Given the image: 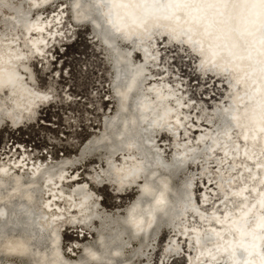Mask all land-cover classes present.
I'll list each match as a JSON object with an SVG mask.
<instances>
[{
    "label": "bare ground",
    "instance_id": "bare-ground-1",
    "mask_svg": "<svg viewBox=\"0 0 264 264\" xmlns=\"http://www.w3.org/2000/svg\"><path fill=\"white\" fill-rule=\"evenodd\" d=\"M58 1L0 0V130L3 129V120L8 121L7 125L15 130L29 126L35 122L38 111L50 105L52 92L37 87L33 66L40 64L43 70L50 68L47 53L57 42L64 41L58 35L65 28L62 21L64 13L70 11L72 15L67 18L73 17V26L89 24L87 19L79 18L83 14H78L75 0H60L62 8L58 6L53 15L45 16L46 11ZM98 1L103 13H116L133 30L143 21L146 22L144 28L136 29L134 33L153 31L155 37L153 42L142 44L151 56L156 57L155 62H151L146 60L144 53H138L141 52L138 47L124 40L121 42L125 47L113 53V49L96 33V27H91L94 31L91 33L92 40L101 43L107 51L106 56L111 60L113 58L111 64L115 74L112 81L114 93L109 89L111 99L108 102L115 103L117 110L115 114L111 113L109 120L105 118L100 131L107 135V124L121 117V126L119 129L116 127L119 131H114V134L117 132V135H121L122 131H127L130 137L124 141L128 147H121L116 152L103 151L105 156L99 155L94 162L96 165H91L93 171L89 178L93 174L99 177L98 174L103 172L105 181L96 177L94 183H105L118 196L137 190L134 201L129 203L120 217L127 224L122 231L115 228L112 231L107 230L105 222L99 219L96 222L101 230L95 231L96 243H79V238L86 239L84 234L79 235V230L92 234L86 222L89 219L86 211L96 208L101 202L99 195L93 193L85 183L89 182L88 178L83 181L80 173L87 165L84 153L94 143L93 138L87 139L75 156L63 155L62 160L56 162L31 157L29 150L21 145L15 151L9 148L2 156L0 154V173L8 174L14 185L0 191V202L20 199L17 205L20 209V230H0V251L9 254L0 264H98L102 252L111 254L112 247L115 254L119 250L122 252L115 264H134L138 259L141 264L149 263L151 260L146 252L151 251L154 240L151 228L155 214L164 213L166 209L172 211L169 204L173 202L177 203L179 209H186L175 221L173 217L170 220L163 218L159 224L162 226L167 222L171 227L157 264H169L181 255L184 264H264V43L256 48V38L252 35H248L250 40L246 36L240 39L244 60L239 68L224 62L218 66L220 69L234 70L227 74L211 70L206 72L202 65L208 62H203L200 55H208L215 45H223L217 39L218 28L222 22L225 23V18H233V13L240 10V14L244 10V0ZM17 10L25 17V30L7 25V19L17 18ZM93 22L98 25L96 20ZM191 24L197 26L196 36L183 37V29ZM225 28L235 33L230 29V24ZM172 37H180L186 44L178 40L174 42ZM159 40L166 44L165 48H185L194 54L201 77L211 74L209 78L228 84L224 85L226 93L222 95L227 100L217 109L225 110L227 117H233L234 124L221 126L218 120L214 123L212 120L200 121L199 113H196L197 122L190 120V113L197 111V107L187 104L185 92L180 93V89L168 83L167 71L152 70V67L162 64V59L158 57ZM192 43L201 49L200 54ZM132 50L139 54L140 61L129 60V76L126 82L118 85L116 78L119 69L114 61L115 55L126 58ZM156 76L159 77L154 78ZM137 77L141 80L135 84ZM69 99L64 98L66 103ZM123 109L126 113H123ZM26 118H30L28 123ZM147 126L152 127L154 133L145 138L154 142L157 156L165 163L173 162L176 156L188 159L193 151L199 152L191 163L179 168L180 171L187 167L199 171L200 181H196V184L201 182L202 188L198 199H194L197 187L194 188L193 184L196 178L183 181L178 184V190H174L171 176L176 177L179 170L176 173L148 170L140 153L130 148L134 143L133 134H138L141 141V130ZM189 132H194L193 139ZM99 134L96 136L98 139L101 138ZM164 136L171 140L172 145L168 159L163 150L165 144L159 147L156 143L157 138ZM82 156V162L71 164ZM200 160L203 161L199 163ZM110 164L113 166L112 176L106 174ZM142 173H145L144 176ZM146 174L151 177L149 182ZM144 190L147 191L146 194L144 192L145 196ZM140 197H144L143 201ZM18 209L14 208L11 212ZM3 210L5 206L1 204L0 212ZM120 211L121 208L117 207L109 215L117 218ZM99 212L96 209L95 213ZM9 214L6 218H9ZM160 226L153 229V234L157 235ZM62 230L78 234V239L73 242L75 245L71 244L68 248L73 253H69V257L61 247ZM119 232H124L125 237L115 240ZM182 244L188 249L184 251L185 254ZM132 245L133 248L145 247L144 255L132 251ZM170 247L174 250H168Z\"/></svg>",
    "mask_w": 264,
    "mask_h": 264
},
{
    "label": "rangeland",
    "instance_id": "rangeland-1",
    "mask_svg": "<svg viewBox=\"0 0 264 264\" xmlns=\"http://www.w3.org/2000/svg\"><path fill=\"white\" fill-rule=\"evenodd\" d=\"M59 1L46 11L45 16L53 15L54 10L58 6L61 7ZM63 8L65 9L66 6ZM70 14V11L64 13L62 21L65 28L58 34L64 41L61 43L57 42L56 46L47 53L50 68L43 70L40 64L33 66L37 87L41 90L52 92L53 96L51 95L50 98L53 99L50 101V105L38 111L35 122L29 126L15 130L7 125L8 121H2L4 124L3 129L0 130L1 156L4 152L9 151V148L15 151L21 145L29 150L31 157L39 160L48 158L49 162H56L61 161L63 155L65 157H73L79 153V147L87 139L93 138L92 142L97 143L104 136L100 131V128L103 127V121L109 120L111 113L115 114L117 110L115 103L113 105L108 102L111 99V93H114L112 81L115 74L111 64L113 58L111 60L109 56H106L107 51L101 43H98L97 40H92L91 33L94 31H92L91 26L89 24L73 26L71 23V20L74 22L73 17L67 18ZM158 42H160L158 44V57L162 59V64L152 67V70L167 71L168 83L175 86L176 89H180V93L185 92L184 99L187 104L191 107H197V111L193 114L190 113V120L194 119L197 122L196 113H199L200 121L212 120L211 122L214 123L216 121L215 114L221 111L217 107H222L227 100L222 95L226 93L224 85L227 86L228 84L224 81L219 82L217 79L209 78L208 75L211 74L201 77V70L197 69L199 64L196 62L197 57L190 51L178 47L165 48V43H162L161 40ZM121 47H125L123 42L119 45V48ZM130 54L131 59L140 61L139 54L135 51H130ZM68 97L70 99L66 103L64 98ZM35 114L34 117L36 116ZM28 119L30 118H26V123H28ZM98 134L101 137L100 139L96 137ZM189 135H191V139L194 138V132H189ZM184 138L185 136L181 138L182 142ZM156 143L159 147L165 144L163 150L166 151L164 154L168 159L170 147H172L171 140L164 136L163 138H157ZM194 143L196 142L194 141ZM92 145L90 144L84 153L87 165L80 171L82 180L85 181L88 178L89 182L85 181V183L93 193L101 198V202L99 201L96 205V209L98 212L100 211L99 219H103L104 222L121 219L120 217L125 213V208L130 202L134 201L137 190L129 191L124 196H118L105 183L101 185L95 184L94 180L97 175L93 174L92 178H89L90 172L93 171L91 165L95 166L94 162L99 159V155L102 157V155L105 156V153H103V149H92ZM82 158L83 156L78 161H72L71 164L77 165L83 161ZM202 161L200 160L199 163ZM60 166L62 167L63 164ZM97 166L99 167V164ZM99 171L101 172L100 168ZM177 174L173 181L176 190H178V184L183 183L185 180L188 181L190 178H196L193 184L194 188L197 187L194 198L198 199L202 188L201 182L198 185L196 184V181H200L199 171L187 167ZM98 176V180L102 181L104 173L101 172ZM117 207L121 208L120 213L122 214L119 213L117 218L112 215L110 217L109 212L110 214L113 213V210ZM89 229L92 234L79 230V235L84 234L86 236V239L79 238L81 241L79 243H96L97 239L94 238L95 231H100L101 226L97 222L92 221ZM169 229L170 225L166 223L161 226L160 232H156L158 236L153 237L151 251L148 250L146 252L151 261L145 264H157L161 251L166 245L165 240H168ZM62 231L61 247L63 253L69 257V253H73L68 251V248L71 244L75 245L73 242L78 239V234L72 231ZM82 240L84 241L82 242ZM182 245L184 246L185 244ZM135 247L133 248L132 245V251L134 250L137 255L141 254L140 256H143L146 248ZM185 250L188 249L184 246L183 253ZM181 256L179 259H172L169 264H184L185 261ZM141 263L140 259L134 262V264ZM4 264L8 263L5 262Z\"/></svg>",
    "mask_w": 264,
    "mask_h": 264
},
{
    "label": "water",
    "instance_id": "water-1",
    "mask_svg": "<svg viewBox=\"0 0 264 264\" xmlns=\"http://www.w3.org/2000/svg\"><path fill=\"white\" fill-rule=\"evenodd\" d=\"M75 1H76V4L74 6L78 10V14H83V15H79L80 16L79 18L87 19L86 21L89 22V25L91 27H96V33H98L100 38L104 39L106 44L111 49H113L112 50L113 53L116 52V49H119L121 40H124V41H127L129 44L132 43L135 47H138L139 50H141V52H138V53H142V54L144 53L147 61L149 60L151 62L152 61L155 62L156 57L151 56L148 49L142 47V44L144 43H147L149 41L153 42V38H155L153 35L154 34L153 31L152 33H149L150 31L146 32L144 30V31H139L138 33H134V30L144 28V26H146V22L143 21L140 25H137L136 29L133 30V27L130 24L125 23L124 20H122V18L116 15V13H113V12L103 13L101 11V6H100L99 1L98 2L97 0L96 1L95 0H75ZM243 4L245 8L244 10L241 11L240 14H239L240 12L239 10L237 13L232 14L233 18L232 17L225 18V21H224L225 23L222 22V26L218 28L217 39L221 40L223 44L222 46L215 45L213 47V52H210L208 55H205L203 53L200 54L199 52H201V49H199L197 45L194 46L192 43V45L194 46V49H196V52H198L203 58V62H208L205 65H202V66H205L203 67V69L205 68L206 72H209L211 70L212 72H215V73L217 72L219 74L221 73L227 74L231 71L232 72L234 71L233 69H226V70L220 69L218 66L220 64H223L222 62H224L227 65L234 64L239 68V64L244 60V55L241 53V49H240V46H241L240 39L242 40L244 36H246L248 40H250L248 35H252V37H255L256 46H257L256 48H259L260 45L264 43V3H262L261 0H244ZM223 11L224 10H222L221 13H223ZM202 12L205 13L204 11ZM16 15H17L16 19L6 20L7 25H12L15 29L19 26L23 30H25L24 21H23L25 17L22 15V12L20 10L19 11L17 10ZM92 19L96 20L98 25H96ZM234 21H236L235 24H234ZM214 24L215 23H213V25ZM217 24L218 23H216V25ZM228 24H230L231 26L230 29L232 30V32H235V33H231L230 30L225 28L226 25ZM180 25L181 23L179 24L178 27H180ZM194 25L195 24H191L190 26L183 29L185 31H183L184 33H182L183 34L182 36L183 37L188 36V38H193L194 36H196L197 26L195 25V28H194ZM234 26H236L237 30L234 28ZM207 33L210 34V31H208ZM172 38H174L172 39L174 42L180 41L186 44L185 41L180 39V37H176L177 39L175 37H172ZM187 46H191V45H187ZM199 54L198 56H200ZM130 59H131L130 55H127L126 58H121L118 54L115 55L114 61L119 69V73L117 74V78H116L118 85H121L124 82H126L125 79H127L129 76V73H130L129 60ZM214 62H217V63H214ZM140 80L141 79L137 77L135 80V84L138 83V81L140 83ZM232 90L234 91V88ZM122 100H125V98H122ZM123 113H126L124 109H123ZM226 114L227 112L225 110H221L215 114L216 121L218 120L221 126L222 125L224 126L226 124L228 125L229 123L234 124L233 117L232 118L227 117ZM121 123H122L121 117L118 120L114 121L113 123L109 122L107 124V135H104L97 142L98 144L96 142L92 143L93 144L92 149L100 148V149H103V151L107 153L108 151L116 152L121 147H124V148L128 147V144L126 142L124 143V141H127L129 139L130 133L127 131H122L121 135L116 134L119 131L117 129L120 128ZM116 127L118 128L116 129ZM114 131H117V132H115L114 134ZM151 133H154V131L152 130V127L150 126H147L146 129H142L140 133V135L142 136L141 141L138 137V134H136L135 136L133 134L132 139L134 140V143H133V146L130 147L136 152L140 153V156L144 159V162H146L148 170L155 169L160 172L162 171L164 173H167L168 171H171V172L174 171L173 173H176L179 170L180 166L185 167L187 163L189 164L192 162L193 160L192 158L199 155L198 151H193L190 154V157H188V159H185L181 156H176L173 159V162L165 163L160 156H157L156 151L153 147L154 142L147 141L145 138L146 135L149 137ZM183 169L184 168H182V170ZM112 171H113V166L110 164L109 169L106 172V174H108V176H112ZM144 174L145 173H142V176H144ZM146 175H147V180L149 182L151 180V177L148 174ZM2 178L4 179L1 180ZM174 178L175 177L171 176V182L173 185V189L175 190L174 184H173ZM102 180L103 182L105 181L104 179ZM11 185H14L13 179L10 178L9 175L6 173H0V191L4 190L6 187H9ZM142 192H143V196H145L144 192L145 194L147 193L146 190ZM140 198H141V201H143L144 197H140ZM190 198H193V196H191ZM191 203L192 202L190 200V204ZM1 204L5 206V210L0 212V230H3V231L8 230L9 232L10 231L9 229L15 228L19 231L20 230V209H18L17 205L20 204V199H11L8 201H1L0 205ZM86 204L87 203H85V206ZM14 208H17L18 210H15L16 212H11V210ZM169 208H171L172 211H170V209H166L164 213L157 212L155 214V219L153 220L152 228L150 227L152 229L151 231L152 237H154L153 235H155L153 234V229H155V227L157 226H160L159 224L161 223L163 218H165V220L166 219L170 220L173 217L175 221L179 216H181L183 211H185L186 209V208L179 209L177 206V203H174V202L169 204ZM173 210H175L174 214H172ZM95 211H96V208L94 207L89 208V210L86 211V213L89 214L87 215L89 219H87L88 221H86L88 225H91L92 221L96 222L99 220V213H95ZM8 213H11V214H9V218H6ZM3 222L4 224H2ZM106 222H105V227L107 228V230L112 229V231H115V229H120V231H122L124 229L123 226L127 224L125 219H122V220L113 219L111 221L107 220ZM164 223H167V222H164ZM138 234H141V233H138ZM142 235H144V233H142ZM155 236H158V234ZM110 237L111 236H109V239ZM124 237H125L124 232H119L117 234V238L115 237V240L120 239V238L124 239ZM168 250L172 251L174 250V248L172 247L171 249H168ZM111 252H112L111 254L106 253L105 251L102 252L101 257H99L97 261L98 264H115L116 261L118 260V257L122 255V252L119 250V252L115 254V252L113 251V247L111 249ZM8 255L9 254H7L5 251H0V259H1L0 261H2L3 258Z\"/></svg>",
    "mask_w": 264,
    "mask_h": 264
},
{
    "label": "snow or ice",
    "instance_id": "snow-or-ice-1",
    "mask_svg": "<svg viewBox=\"0 0 264 264\" xmlns=\"http://www.w3.org/2000/svg\"><path fill=\"white\" fill-rule=\"evenodd\" d=\"M262 3H264V0H261Z\"/></svg>",
    "mask_w": 264,
    "mask_h": 264
}]
</instances>
